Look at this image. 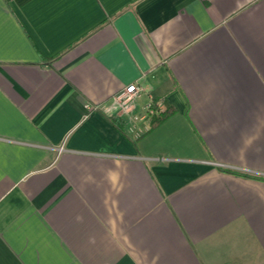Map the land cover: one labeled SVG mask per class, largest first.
Wrapping results in <instances>:
<instances>
[{"label": "crops", "instance_id": "0c3cea01", "mask_svg": "<svg viewBox=\"0 0 264 264\" xmlns=\"http://www.w3.org/2000/svg\"><path fill=\"white\" fill-rule=\"evenodd\" d=\"M0 264H264V0H0Z\"/></svg>", "mask_w": 264, "mask_h": 264}, {"label": "built area", "instance_id": "2783aa9c", "mask_svg": "<svg viewBox=\"0 0 264 264\" xmlns=\"http://www.w3.org/2000/svg\"><path fill=\"white\" fill-rule=\"evenodd\" d=\"M145 91L144 87L138 85L136 82L128 84L117 95L116 99L120 102L127 103L134 101L136 97L140 96ZM150 96V101L144 106L142 118L156 116L163 110V104L157 101L153 96Z\"/></svg>", "mask_w": 264, "mask_h": 264}, {"label": "trees", "instance_id": "16d2710c", "mask_svg": "<svg viewBox=\"0 0 264 264\" xmlns=\"http://www.w3.org/2000/svg\"><path fill=\"white\" fill-rule=\"evenodd\" d=\"M165 115H166V113L164 112L160 116L154 117L153 118V121H152L153 124L155 125L156 123L160 122L165 117Z\"/></svg>", "mask_w": 264, "mask_h": 264}]
</instances>
